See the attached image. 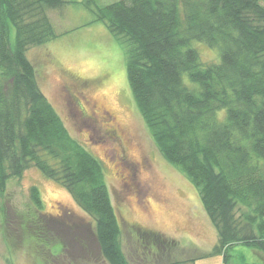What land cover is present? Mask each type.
<instances>
[{
	"label": "trees",
	"instance_id": "1",
	"mask_svg": "<svg viewBox=\"0 0 264 264\" xmlns=\"http://www.w3.org/2000/svg\"><path fill=\"white\" fill-rule=\"evenodd\" d=\"M68 4L0 0V197L11 182L38 170L61 185L90 219L83 245L90 248L93 238L108 264H131L122 248V224L103 164L72 136L42 92L28 58L31 48L57 38L48 12ZM81 4L125 48L128 84L151 139L194 186L217 229L219 241L211 256L222 255L227 263L226 251L243 245L264 257L262 0ZM195 43L217 51L219 62L204 63ZM29 199L31 215L23 228L33 232L27 242L31 257L40 256L43 264L55 262L65 242L49 234L43 223L48 220L70 234L73 228L44 215L37 187L30 189ZM137 238L155 259L162 258L157 252L162 244L177 243L146 230ZM57 246L54 256L51 247ZM10 254L7 264H14Z\"/></svg>",
	"mask_w": 264,
	"mask_h": 264
},
{
	"label": "rangeland",
	"instance_id": "2",
	"mask_svg": "<svg viewBox=\"0 0 264 264\" xmlns=\"http://www.w3.org/2000/svg\"><path fill=\"white\" fill-rule=\"evenodd\" d=\"M65 1L70 4L48 12L57 38L43 47L31 48L28 58L35 67L42 92L72 136L103 164L111 200L122 224V248L130 263L264 264L263 255L243 245H234L226 251L227 263L222 255L211 256L219 241L217 229L194 186L162 157L151 139L128 84L125 48L104 24L94 23L92 14L81 4L85 0ZM118 1L121 0H96L99 6ZM194 48L204 63L219 62L217 51L202 43H195ZM185 79L190 85L189 79ZM73 97L88 111L95 106L100 112L106 110L114 115L133 138L130 161L120 164L116 148L100 138L93 122L82 120ZM85 101L90 103L85 105ZM32 187L40 190L44 215L62 227L73 228L72 235L45 220L43 227L49 234L53 232L65 242L61 259L55 262L47 259V263L108 264L95 239L91 237L94 244L90 241L93 244L90 248L83 245L89 236L86 229L92 228L90 219L61 185L36 169L11 182L7 194L0 197V264H7L6 258L12 257L10 252L14 264H43L40 256L31 257L33 252L27 245L33 236L32 229L23 228L25 217L29 219L31 215ZM145 230L177 243L162 244L157 248L162 258L155 259L154 253L151 258L137 238ZM59 248L51 247L52 255H57Z\"/></svg>",
	"mask_w": 264,
	"mask_h": 264
},
{
	"label": "flooded vegetation",
	"instance_id": "3",
	"mask_svg": "<svg viewBox=\"0 0 264 264\" xmlns=\"http://www.w3.org/2000/svg\"><path fill=\"white\" fill-rule=\"evenodd\" d=\"M74 106L77 108L78 113L82 117V120H88L93 122L100 133L102 140H108L110 145L116 148L115 152H118V161L123 164L125 161H130L129 149L134 145L133 138L115 119L114 115L106 110L101 112L97 110V107L90 106L89 111L86 107H82V103L77 97H73ZM85 105L89 104V101L84 102Z\"/></svg>",
	"mask_w": 264,
	"mask_h": 264
}]
</instances>
